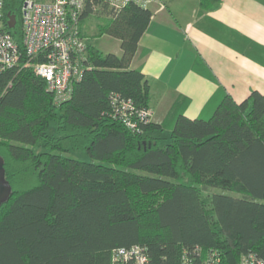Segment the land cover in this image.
Wrapping results in <instances>:
<instances>
[{
  "label": "trees",
  "instance_id": "trees-1",
  "mask_svg": "<svg viewBox=\"0 0 264 264\" xmlns=\"http://www.w3.org/2000/svg\"><path fill=\"white\" fill-rule=\"evenodd\" d=\"M87 16L100 17L97 34L118 38L122 53L86 41L82 75L58 103L30 65L20 0H4L21 56L0 72V155L12 186L0 205V264H112L115 248L136 243L145 264H205L212 251L221 264L264 257V93L225 95L208 118L179 114L169 137L154 134L153 120L134 130L114 116L113 96L149 107V81L132 60L152 10L87 0Z\"/></svg>",
  "mask_w": 264,
  "mask_h": 264
},
{
  "label": "crops",
  "instance_id": "crops-1",
  "mask_svg": "<svg viewBox=\"0 0 264 264\" xmlns=\"http://www.w3.org/2000/svg\"><path fill=\"white\" fill-rule=\"evenodd\" d=\"M149 7L132 66L149 81L152 120L162 126L155 135L169 137L179 114L209 117L225 95L241 101L252 90L264 93V0L211 8L201 0H153ZM89 20L81 26L87 41ZM99 21L91 26L96 33Z\"/></svg>",
  "mask_w": 264,
  "mask_h": 264
},
{
  "label": "built area",
  "instance_id": "built-area-1",
  "mask_svg": "<svg viewBox=\"0 0 264 264\" xmlns=\"http://www.w3.org/2000/svg\"><path fill=\"white\" fill-rule=\"evenodd\" d=\"M87 0H20L23 43L34 71L44 78L56 102L67 100L73 83L80 79L86 38L82 34L81 15ZM110 7L120 8L130 1L143 5L153 0H106ZM4 0H0V72L19 63L16 40L5 28ZM35 60V61H34ZM29 64V63H28ZM114 116L134 130L152 120L150 107H137L130 98L113 96ZM147 253L136 243L113 250L112 264H145ZM205 264H221V254L212 251ZM236 264H264L255 252L243 254Z\"/></svg>",
  "mask_w": 264,
  "mask_h": 264
},
{
  "label": "rangeland",
  "instance_id": "rangeland-1",
  "mask_svg": "<svg viewBox=\"0 0 264 264\" xmlns=\"http://www.w3.org/2000/svg\"><path fill=\"white\" fill-rule=\"evenodd\" d=\"M86 18L90 19L88 21L89 27L87 29L88 41L90 43H93L94 45H96L103 52L116 51V50L119 52L121 51L120 41L118 40V38L107 35V34L98 35L96 33L97 26L91 27L93 25H96V21L98 22L99 19H96L94 16H89V17L87 16ZM56 129H57V124L54 120H52L49 126V132L51 133L55 132ZM68 154L75 156V157L83 158L85 160L91 159L90 155L88 154L86 150H70Z\"/></svg>",
  "mask_w": 264,
  "mask_h": 264
},
{
  "label": "water",
  "instance_id": "water-1",
  "mask_svg": "<svg viewBox=\"0 0 264 264\" xmlns=\"http://www.w3.org/2000/svg\"><path fill=\"white\" fill-rule=\"evenodd\" d=\"M16 23V17L10 14L8 24L14 26ZM12 194V186L5 176L4 159L0 155V205L6 202Z\"/></svg>",
  "mask_w": 264,
  "mask_h": 264
}]
</instances>
